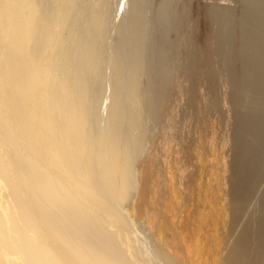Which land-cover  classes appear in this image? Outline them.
<instances>
[{
	"label": "bare ground",
	"instance_id": "6f19581e",
	"mask_svg": "<svg viewBox=\"0 0 264 264\" xmlns=\"http://www.w3.org/2000/svg\"><path fill=\"white\" fill-rule=\"evenodd\" d=\"M0 264H264V0H0Z\"/></svg>",
	"mask_w": 264,
	"mask_h": 264
},
{
	"label": "rangeland",
	"instance_id": "374dc122",
	"mask_svg": "<svg viewBox=\"0 0 264 264\" xmlns=\"http://www.w3.org/2000/svg\"><path fill=\"white\" fill-rule=\"evenodd\" d=\"M114 1H116V3H117L118 0H114ZM210 1H211V0H210ZM193 6H194V5H193ZM126 9H127V8H126ZM126 9H125L124 11H121V12H120V13H121V15H120L121 17H120V19H119L118 21H120V20H122V19L124 18L125 14H126V12H127ZM124 13H125V14H124ZM121 18H122V19H121ZM201 28H202V26H200V29H201ZM114 32H115V29H114ZM112 40H113V38H112ZM112 42H113V41H112ZM161 144H164V143H161ZM162 147H163V146H162ZM160 166H161V168L163 169V166H164L163 163H161ZM162 177H164V175H162ZM159 206H160V209H161L162 206H163V205L161 206V202H160V205H159ZM141 225H142V227H146V226H147V223L145 222L144 219L141 221Z\"/></svg>",
	"mask_w": 264,
	"mask_h": 264
}]
</instances>
